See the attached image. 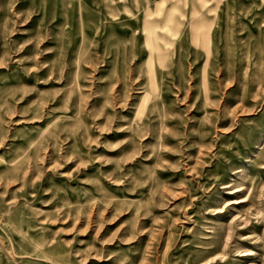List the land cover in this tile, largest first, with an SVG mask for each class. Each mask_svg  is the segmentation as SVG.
Wrapping results in <instances>:
<instances>
[{"label":"rangeland","instance_id":"obj_1","mask_svg":"<svg viewBox=\"0 0 264 264\" xmlns=\"http://www.w3.org/2000/svg\"><path fill=\"white\" fill-rule=\"evenodd\" d=\"M0 264H264V0H0Z\"/></svg>","mask_w":264,"mask_h":264}]
</instances>
